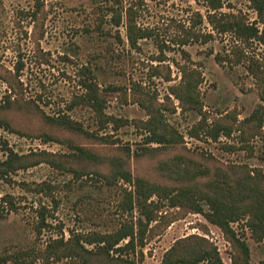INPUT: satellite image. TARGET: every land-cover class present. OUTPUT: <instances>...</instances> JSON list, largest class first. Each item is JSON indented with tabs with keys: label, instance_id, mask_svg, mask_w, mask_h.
<instances>
[{
	"label": "rangeland",
	"instance_id": "rangeland-1",
	"mask_svg": "<svg viewBox=\"0 0 264 264\" xmlns=\"http://www.w3.org/2000/svg\"><path fill=\"white\" fill-rule=\"evenodd\" d=\"M222 2V12L257 20L246 0ZM130 6L137 27L150 33L134 47L124 22ZM120 10L117 27L112 18ZM207 10L201 0H0V162L11 157L14 169L0 179V253L111 234L131 222L136 230L145 216L135 205L128 212L125 201L139 179L169 190L204 188L216 176L263 180L259 89L244 64L216 61L233 39L215 36ZM246 52L264 62L256 42ZM183 66L197 79L196 104L174 94ZM85 81L92 82L101 112L83 102ZM152 118L175 144L147 143ZM64 119L83 132L58 122ZM117 163L130 183L111 178ZM186 170L206 174L191 178ZM147 203L154 214L139 264H159L176 242L192 236L214 245L224 264H264V237L246 217L230 224L231 236L190 208L155 195Z\"/></svg>",
	"mask_w": 264,
	"mask_h": 264
},
{
	"label": "trees",
	"instance_id": "trees-1",
	"mask_svg": "<svg viewBox=\"0 0 264 264\" xmlns=\"http://www.w3.org/2000/svg\"><path fill=\"white\" fill-rule=\"evenodd\" d=\"M208 9L206 22L215 36H229L233 39L230 49L225 56L216 55L217 62H228L230 65L244 64L246 70L256 81L259 89V99L264 105V62L259 58V65L254 57L248 55L246 50L251 43L256 42L264 50V0H246L256 13L257 20L253 23L246 21L241 12H222V0H201ZM112 21L115 26L122 24V11H114ZM135 12L130 6L126 9L124 22L127 39L131 46H136L139 40L150 36L149 31L137 27ZM201 19V17H200ZM259 25V27H258ZM211 40L212 36L207 35ZM183 78L180 86L174 94L180 102L186 104L197 103V79L193 72L180 67ZM86 89L84 103L101 112L99 97L95 92L92 82L85 81L82 84ZM259 108L261 106L259 105ZM256 113L253 115L255 116ZM73 131L83 132L81 125L64 119L58 121ZM160 125L155 118L146 123V132L149 134L147 143L169 146L175 144L171 133L165 128L158 132ZM80 155L84 152L77 148ZM11 156V155H10ZM91 158L89 155H87ZM12 158L0 162V179L7 177L14 169H11ZM6 166V168H4ZM200 173V174H199ZM206 173L186 170V176H203ZM111 178L122 179L126 183L132 181L130 173L123 170L120 163L116 164ZM227 180L225 177L216 176L208 181L204 188L195 186H182L177 190H169L165 187L152 185L144 180L135 181L134 196L127 193L125 208L132 212L134 205L141 210L145 220L137 219L136 230L133 223L122 224L114 233L79 235L73 241L63 239H50L44 249L30 248L14 252L4 251L0 253V264H35L36 261L60 262L65 259L66 264H139L144 256L141 248L144 246L145 227L153 221L154 212L150 210L147 200L157 196L162 200H168L169 205L183 206L203 215L211 224L220 228L226 235L234 236L230 224L246 217L247 224L255 232L264 237V176L259 181V176L252 178ZM230 181V182H229ZM232 181V182H231ZM7 202L5 198L1 199ZM8 203V202H7ZM207 208V209H205ZM41 227L45 219H41ZM40 227V230L42 229ZM127 241L126 243H124ZM84 245L93 246L92 250ZM243 251L248 258V249L243 246ZM99 259V260H98ZM159 264H224L218 249L205 239L192 236L179 240L163 256Z\"/></svg>",
	"mask_w": 264,
	"mask_h": 264
}]
</instances>
